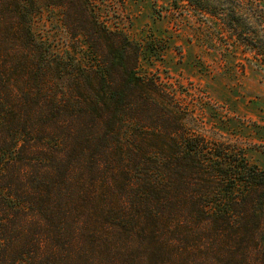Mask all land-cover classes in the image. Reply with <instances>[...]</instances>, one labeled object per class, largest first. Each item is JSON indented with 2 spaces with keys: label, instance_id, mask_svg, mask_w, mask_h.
I'll return each mask as SVG.
<instances>
[{
  "label": "trees",
  "instance_id": "obj_1",
  "mask_svg": "<svg viewBox=\"0 0 264 264\" xmlns=\"http://www.w3.org/2000/svg\"><path fill=\"white\" fill-rule=\"evenodd\" d=\"M173 1L264 60V0ZM97 3L0 0V264H264V170L191 132ZM44 7L86 64L35 38Z\"/></svg>",
  "mask_w": 264,
  "mask_h": 264
},
{
  "label": "rangeland",
  "instance_id": "obj_2",
  "mask_svg": "<svg viewBox=\"0 0 264 264\" xmlns=\"http://www.w3.org/2000/svg\"><path fill=\"white\" fill-rule=\"evenodd\" d=\"M97 9L111 29L142 44L140 74L174 99L191 132L241 148L264 170V60L238 45L221 21L173 0H98ZM246 19V31H264V14ZM31 28L68 65L89 60L86 42L71 36L58 9L44 7Z\"/></svg>",
  "mask_w": 264,
  "mask_h": 264
}]
</instances>
